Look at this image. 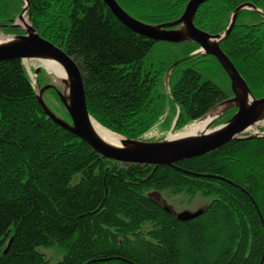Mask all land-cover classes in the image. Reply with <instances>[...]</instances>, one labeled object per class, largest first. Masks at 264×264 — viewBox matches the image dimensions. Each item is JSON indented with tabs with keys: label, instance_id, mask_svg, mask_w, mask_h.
<instances>
[{
	"label": "trees",
	"instance_id": "16d2710c",
	"mask_svg": "<svg viewBox=\"0 0 264 264\" xmlns=\"http://www.w3.org/2000/svg\"><path fill=\"white\" fill-rule=\"evenodd\" d=\"M116 1L136 19L163 24L179 18L189 0ZM245 2L264 11V0H209L194 24L224 31ZM22 4L0 0L5 32L23 34L8 20ZM29 7L39 35L79 65L91 116L117 134L139 139L164 115L170 128L177 109L180 131L233 95L210 55L178 63L168 94L165 73L199 45L141 37L103 0H29ZM220 48L253 96L263 97L264 19L242 10ZM37 81H48L44 72ZM45 97L69 121L55 91ZM151 189L189 201L202 195L208 204L182 221L146 193ZM46 249L60 252L53 264H264V137L231 140L176 167L109 162L47 118L21 60L1 62L0 264H49Z\"/></svg>",
	"mask_w": 264,
	"mask_h": 264
},
{
	"label": "water",
	"instance_id": "95a60500",
	"mask_svg": "<svg viewBox=\"0 0 264 264\" xmlns=\"http://www.w3.org/2000/svg\"><path fill=\"white\" fill-rule=\"evenodd\" d=\"M21 1H23L24 6L18 18L13 20L10 28L13 30L22 29L24 34L5 37L7 40L0 41V63L21 60L22 62H55L61 64L66 70V78H59L42 67L35 68L34 74L36 76L44 71L45 76L51 81L43 87L38 84L37 80L34 81L37 100L47 118L84 141L104 160L119 164L152 165L154 169L161 165L176 167V164L185 159L215 151L231 140L264 137V128L261 133L245 137L240 136L250 131L253 126H258L264 122V97L256 98L253 96L246 81L220 48V43L230 34L237 16L242 10H250L264 19V11L255 4L251 2L240 4L229 16L227 28L219 33L210 34L197 28L194 24L198 8L209 0H189L182 15L177 20L163 24L145 23L128 14L116 0H103L123 26L141 37L169 43L195 42L199 45L197 50L175 62L165 73L164 83L168 94H170L169 78L174 67L196 55L201 57L210 55L217 59L230 78V87L233 93L231 98L218 103L196 121L201 122L206 117H211L209 123L196 132L183 135L177 139L164 138L156 141L131 139L119 135L122 138V146L117 147L104 140L96 131L95 124L98 122L90 114L85 82L79 65L63 49L39 35L30 23L29 0ZM26 13H28V17L25 20ZM18 21L23 24V27ZM5 27L6 25L0 23V32ZM48 89H53L56 92L60 103L69 116V121L59 117L46 103L44 93ZM230 110H236L233 116L226 122L213 127L214 123ZM177 118L178 114L174 124ZM174 124L170 129L171 132L174 129ZM250 199L252 198L250 197ZM157 203L160 204L159 201ZM160 205L165 211L182 221L196 218L204 211L201 208L195 212L185 211L175 214L168 206ZM255 207L259 213L256 204Z\"/></svg>",
	"mask_w": 264,
	"mask_h": 264
},
{
	"label": "rangeland",
	"instance_id": "374dc122",
	"mask_svg": "<svg viewBox=\"0 0 264 264\" xmlns=\"http://www.w3.org/2000/svg\"><path fill=\"white\" fill-rule=\"evenodd\" d=\"M21 1V0H20ZM189 2V1H188ZM22 3H23V1H22ZM23 6H24V3L21 5V7H20V9H19V11L15 14L16 15V17L14 18V19H17L18 18V16H19V14H20V11L22 10V8H23ZM199 9V8H198ZM124 10V9H123ZM129 14V13H128ZM182 15V14H181ZM196 15V14H195ZM133 16V15H132ZM27 17H28V13H26L25 14V20L27 19ZM134 17V16H133ZM137 17V19L139 18L138 16H136ZM10 19L11 18H9L8 20H9V24L11 25L12 23L10 22ZM178 19V18H177ZM176 19V20H177ZM139 20V19H138ZM175 21V20H174ZM13 22V21H12ZM173 22V21H172ZM1 23V22H0ZM18 23L23 27V24L20 22V21H18ZM30 23H31V16H30ZM169 23V22H168ZM198 28V27H197ZM20 31H22L23 32V30L22 29H19ZM38 32V31H37ZM24 34V33H23ZM14 35H19L18 33H7V32H5L4 30H2L1 32H0V37L1 38H3V37H11V36H14ZM24 64H25V66H26V68H28L29 69V72H30V74H32V77H34V76H36L35 74H34V72H33V69L34 68H36V67H38V64H36V63H34V62H29V61H27V63H25L24 62ZM45 75V74H44ZM228 76V75H227ZM46 77V76H45ZM47 78V77H46ZM229 78V77H228ZM47 80L48 81H46L45 82V84L48 82V83H50L51 81H50V79L49 78H47ZM229 81H230V78H229ZM44 84V85H45ZM44 85H42V86H44ZM41 86V87H42ZM233 96V95H232ZM232 96H230L229 98H231ZM264 97V96H263ZM228 98V99H229ZM262 98V97H261ZM50 100H52V106H50L51 107V109L56 113V112H58V116H60L59 115V113H60V108H59V103L56 101V99L54 98V99H52V98H50ZM64 109V108H63ZM66 112V111H65ZM178 112H179V109H177V114H178ZM177 114H176V116H177ZM233 114H234V112L232 113V116H233ZM231 116V117H232ZM164 119H165V115H164V117L162 118V119H160L153 127H151L148 131H147V133L144 135V137H146V135H148V138H153V139H146V140H148V141H154V140H158V139H164V138H166L167 137V135H169V134H174V133H177V132H179V130H174L173 129V131L171 132L170 131V129H171V127H172V125H171V127L170 128H166V127H164L163 126V124H164ZM219 120V119H218ZM217 120V121H218ZM175 121V120H174ZM216 121V122H217ZM227 121V120H226ZM226 121H224V122H226ZM215 122V123H216ZM223 122V123H224ZM100 124V123H99ZM222 124V123H221ZM101 125V124H100ZM189 125H191V124H189ZM189 125H187V126H189ZM218 125V124H217ZM217 125H215V126H217ZM101 126H103V125H101ZM186 126V127H187ZM259 126L260 125H258V126H253L251 129H250V131H248V132H246V133H244V134H241L240 136H247L249 133H251V132H255L256 130H257V128L258 129H260L259 128ZM103 127H105V126H103ZM106 128V127H105ZM106 129H108V128H106ZM108 130H110V129H108ZM184 130V129H183ZM111 131V130H110ZM182 131V130H181ZM113 132V131H112ZM113 133H115V132H113ZM117 134V133H116ZM118 135H120V134H118ZM122 136V135H121ZM142 137V136H141ZM140 137V138H141ZM228 184H230V185H233V183H228ZM235 186V185H234ZM149 196H152V198H154V199H157L158 201H159V203L160 204H162V205H166V206H168L169 208H171L172 210H173V212L175 213V214H179V213H182V212H195V211H197V210H199V209H205V206L208 204V201L206 200V199H204V197L202 196V195H197L192 201H189L188 199H187V197H185L183 194H179V195H169V194H167V193H164V192H162V191H160V190H155V189H151L150 191H148V192H146ZM186 198V199H185ZM257 206V205H256ZM258 208V207H257ZM259 210V209H258ZM43 252H44V255H45V258L46 259H48V261H49V264H53V263H55V262H57V261H60L62 258H61V255H60V252L59 251H57V250H54V249H46V250H43Z\"/></svg>",
	"mask_w": 264,
	"mask_h": 264
},
{
	"label": "bare ground",
	"instance_id": "6f19581e",
	"mask_svg": "<svg viewBox=\"0 0 264 264\" xmlns=\"http://www.w3.org/2000/svg\"><path fill=\"white\" fill-rule=\"evenodd\" d=\"M1 40H7V38H5V37L1 38L0 37V41ZM25 63H27V61H25ZM34 63L38 64V67L45 68L48 72L55 74V76H57L59 78H66L67 77L66 70L61 64H58L55 62H51V63L50 62H34ZM210 120H211V117L208 116V117H206L205 120H203L201 122H195V123L187 126L182 131L167 135L166 138L172 140V139H177L179 137H182L183 135H186V134H189L192 132H196V131L202 129L207 123H209ZM95 125L97 128V130H96L97 133L101 137H103L104 140H106L107 142H109V143H111L117 147L122 146V138L119 135H116L115 133L106 129L105 127L101 126L98 123H96ZM213 127H215V123H214ZM146 137H148V135H146Z\"/></svg>",
	"mask_w": 264,
	"mask_h": 264
},
{
	"label": "flooded vegetation",
	"instance_id": "af4514ba",
	"mask_svg": "<svg viewBox=\"0 0 264 264\" xmlns=\"http://www.w3.org/2000/svg\"><path fill=\"white\" fill-rule=\"evenodd\" d=\"M46 94V93H45ZM45 94H44V98L46 99V97H45ZM49 100H48V104H49V106H52V100H50V98H48Z\"/></svg>",
	"mask_w": 264,
	"mask_h": 264
}]
</instances>
